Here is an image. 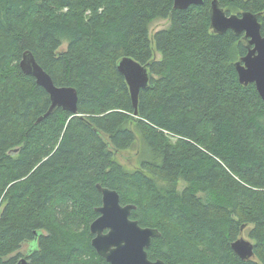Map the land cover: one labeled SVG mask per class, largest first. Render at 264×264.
<instances>
[{"label": "trees", "instance_id": "obj_1", "mask_svg": "<svg viewBox=\"0 0 264 264\" xmlns=\"http://www.w3.org/2000/svg\"><path fill=\"white\" fill-rule=\"evenodd\" d=\"M212 1L0 0V264H18L26 244L29 264H107L90 230L98 184L160 232L151 261L264 264V100L239 80L244 35L211 29ZM218 2L228 15L259 14L264 35V0ZM156 20L169 25L152 37ZM27 51L56 86L76 89L77 115L45 116L49 94L20 68ZM125 57L150 72L137 116L118 71ZM137 134L154 158L128 172L116 153ZM244 233L251 260L232 249Z\"/></svg>", "mask_w": 264, "mask_h": 264}, {"label": "water", "instance_id": "obj_2", "mask_svg": "<svg viewBox=\"0 0 264 264\" xmlns=\"http://www.w3.org/2000/svg\"><path fill=\"white\" fill-rule=\"evenodd\" d=\"M205 0H174V8L186 10L192 5H203ZM211 29L216 34L232 31L235 35H244L248 53L235 63L241 84H255L264 100V35L259 14L249 11L228 15L218 0L211 2ZM20 68L26 75L32 76L50 96L51 107L45 116L61 108L74 116L78 114V93L73 87H58L51 76L38 64L34 55L27 51L23 54ZM118 71L125 78L138 115L139 95L150 82L149 68L130 57L123 58L118 64ZM18 149L12 150L17 153ZM102 193V206L97 208L99 217L91 224L94 234L92 246L107 264H166L162 260L151 261L147 249L152 240L161 234L155 228L141 227L138 221L131 219L134 205L123 206L117 191L97 185ZM233 251L243 260L254 258V245L251 241L240 238L232 244ZM22 264H29L26 260Z\"/></svg>", "mask_w": 264, "mask_h": 264}, {"label": "rangeland", "instance_id": "obj_3", "mask_svg": "<svg viewBox=\"0 0 264 264\" xmlns=\"http://www.w3.org/2000/svg\"><path fill=\"white\" fill-rule=\"evenodd\" d=\"M169 25L168 20H156L150 25V35L153 37V35L161 30L166 28ZM67 44H64L60 51L66 50ZM155 57L157 59H160V54L156 52ZM154 157L152 155L151 150L147 146V144L143 141L141 136L137 134L136 143L135 145L127 151L118 152L116 153V160L123 166L125 171L133 172L141 167V164L143 161L146 160H152ZM159 188H170L171 185L159 180L155 181ZM186 184L182 180L179 181V183L175 186V188L178 191H182L185 188ZM243 238L251 241L246 233L242 235ZM36 246L34 245V248ZM30 245L26 244L24 245L21 250L16 252L13 256H17L18 254H21V256L18 258V264H22L23 260H26L28 263L29 260L25 258L26 254L29 252Z\"/></svg>", "mask_w": 264, "mask_h": 264}, {"label": "flooded vegetation", "instance_id": "obj_4", "mask_svg": "<svg viewBox=\"0 0 264 264\" xmlns=\"http://www.w3.org/2000/svg\"><path fill=\"white\" fill-rule=\"evenodd\" d=\"M263 34V33H262Z\"/></svg>", "mask_w": 264, "mask_h": 264}]
</instances>
